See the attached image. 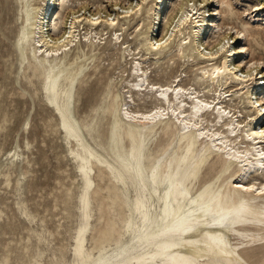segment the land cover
Segmentation results:
<instances>
[{
	"label": "bare ground",
	"instance_id": "obj_1",
	"mask_svg": "<svg viewBox=\"0 0 264 264\" xmlns=\"http://www.w3.org/2000/svg\"><path fill=\"white\" fill-rule=\"evenodd\" d=\"M14 1L19 68L37 78L79 178L66 264H264V57L248 44L264 2ZM180 61L198 88L177 70L149 80L151 66ZM9 121L0 112V133ZM96 168L123 205L124 237L90 249ZM1 177L8 187V169Z\"/></svg>",
	"mask_w": 264,
	"mask_h": 264
},
{
	"label": "rangeland",
	"instance_id": "obj_2",
	"mask_svg": "<svg viewBox=\"0 0 264 264\" xmlns=\"http://www.w3.org/2000/svg\"><path fill=\"white\" fill-rule=\"evenodd\" d=\"M258 2L264 0H237L234 5L241 10ZM15 7L14 0H0V112L10 117L8 125L14 127L10 134L6 133L7 128L0 133V171L8 169L10 181L7 187L0 178V264H66L71 258L69 249L77 224L79 178L67 158L55 117L45 106L38 90L37 78L28 76L29 71L23 72L19 68L14 44L20 20ZM88 10L93 9L85 12L88 13ZM242 18L245 19V15ZM249 21L257 33L249 37L248 44L255 54L264 57V8L258 17ZM158 29L159 34L160 27ZM154 34H157L156 28ZM128 38L131 41V36ZM240 42L245 43L244 40ZM205 46L209 47L207 44ZM237 57L238 54L233 59ZM177 64L170 62L164 67L151 66L149 80H161L159 83L163 84L177 70L179 77L176 79L182 78L184 86L198 88L192 81L190 86L186 84L195 73L191 71V66L182 61ZM104 66L107 67L106 63ZM100 70L102 68L97 72ZM110 71L111 67L106 71L107 75ZM98 77L96 73V77L93 76L85 87L89 90L91 87L97 88ZM86 96L74 102L78 117L85 115L81 111L88 105ZM230 102L238 106L244 117L249 114L238 100ZM149 103L146 101L147 105ZM25 121L31 123L29 133H23ZM15 145H19L20 159L10 164L5 158L7 151ZM95 184L97 191L92 199L93 219L88 233L90 249L124 237L123 205L119 203L114 188L110 187L111 184L97 168ZM105 210L108 214H105Z\"/></svg>",
	"mask_w": 264,
	"mask_h": 264
},
{
	"label": "snow or ice",
	"instance_id": "obj_3",
	"mask_svg": "<svg viewBox=\"0 0 264 264\" xmlns=\"http://www.w3.org/2000/svg\"><path fill=\"white\" fill-rule=\"evenodd\" d=\"M157 47H159V45H157ZM238 79H239V77H238ZM262 103H264V102H262ZM257 106L260 107L261 114H264V107H261L260 105H257ZM259 135L264 136V132H260Z\"/></svg>",
	"mask_w": 264,
	"mask_h": 264
}]
</instances>
